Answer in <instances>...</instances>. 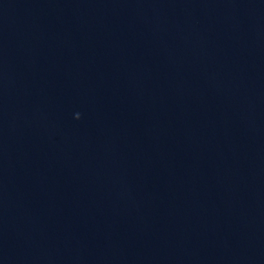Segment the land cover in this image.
<instances>
[{
    "label": "water",
    "instance_id": "water-1",
    "mask_svg": "<svg viewBox=\"0 0 264 264\" xmlns=\"http://www.w3.org/2000/svg\"><path fill=\"white\" fill-rule=\"evenodd\" d=\"M0 264H264V0H0Z\"/></svg>",
    "mask_w": 264,
    "mask_h": 264
},
{
    "label": "clouds",
    "instance_id": "clouds-1",
    "mask_svg": "<svg viewBox=\"0 0 264 264\" xmlns=\"http://www.w3.org/2000/svg\"><path fill=\"white\" fill-rule=\"evenodd\" d=\"M77 115H79V114H77Z\"/></svg>",
    "mask_w": 264,
    "mask_h": 264
}]
</instances>
